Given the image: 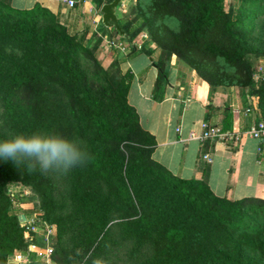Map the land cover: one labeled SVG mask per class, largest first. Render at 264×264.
I'll return each instance as SVG.
<instances>
[{
  "label": "trees",
  "instance_id": "trees-1",
  "mask_svg": "<svg viewBox=\"0 0 264 264\" xmlns=\"http://www.w3.org/2000/svg\"><path fill=\"white\" fill-rule=\"evenodd\" d=\"M89 1L98 11L111 0ZM223 3L132 0L129 18L117 17L126 40L99 22L100 37L92 34L90 49L85 33H69L39 3L13 9L0 0V97L10 130L79 141L89 157L65 172L61 206L38 165L30 170L26 163L0 160V264L14 252L28 255L30 264H42L27 252L33 234L17 216L29 211L13 213L6 192L12 183L35 195V213L53 226V264L92 259L109 239L111 221L119 241L131 244L135 264H264V198L218 197L202 178H178L155 162L154 137L141 128L126 101L132 74L126 70L109 77L96 59L104 37L127 44L123 60L135 54L152 58L154 50L151 101L163 99L167 68L175 59L210 90L232 88L254 97V124L264 123V73L255 85L252 71V61L264 57V0H237L228 10ZM141 34L146 40L137 49ZM232 113L222 118V131H231ZM7 138L0 132V140ZM262 147L264 137L258 143ZM67 233L69 249L62 244ZM143 249L146 253L138 256Z\"/></svg>",
  "mask_w": 264,
  "mask_h": 264
},
{
  "label": "crops",
  "instance_id": "crops-1",
  "mask_svg": "<svg viewBox=\"0 0 264 264\" xmlns=\"http://www.w3.org/2000/svg\"><path fill=\"white\" fill-rule=\"evenodd\" d=\"M72 1L74 5L69 8L61 0H31L29 8L39 3L67 29L85 33V42L92 34L100 37L98 11L93 10L89 0ZM149 48L153 50L152 46ZM156 54L153 50L150 61L140 54L124 61V68L118 66L121 73L129 70L132 74L126 101L134 108L141 128L154 137L151 158L178 178H202L218 197L264 198V147L259 150V140L246 134L254 124L256 99L232 88L210 90L193 70L171 59L163 99L153 102L150 96L156 69L151 60ZM135 61H139V66L133 68ZM254 61L264 67V57ZM229 111H233L230 130L241 135L239 141L197 142L188 138L190 132L197 135L204 123L221 128L222 118Z\"/></svg>",
  "mask_w": 264,
  "mask_h": 264
},
{
  "label": "rangeland",
  "instance_id": "rangeland-1",
  "mask_svg": "<svg viewBox=\"0 0 264 264\" xmlns=\"http://www.w3.org/2000/svg\"><path fill=\"white\" fill-rule=\"evenodd\" d=\"M8 3V6L13 9H21V8H29L31 0H2ZM130 1L132 0H122L120 5L116 9V16L121 19L122 22L127 20L131 13ZM237 0H224L223 6L225 10H228L230 7L236 5ZM99 27V26H98ZM98 29V28H97ZM69 33H74L72 30L68 29ZM78 32L76 34H79ZM103 39V38H102ZM105 40V41H103ZM102 40L100 45V49L96 51V59L98 63L103 67L109 77L117 78L119 75V65H117V61H120V65L124 63V61H131L133 57L135 58L137 55L135 54L127 59H122V55L127 51V44L121 42L118 37L110 43L106 40V37ZM93 37L86 41L84 44L91 49ZM135 42L141 46V42L139 41V36L135 39ZM111 45V46H110ZM151 46V45H150ZM111 47V49H109ZM121 48V49H120ZM143 59V58H142ZM255 61H252V71H253V81L254 84L257 85L260 82V77L264 73V67L259 65H255ZM133 68L139 66V61H135L132 63ZM121 68H124V65H121ZM102 102L105 106L108 105L106 98H102ZM3 110L1 107V97H0V132H3L8 138L15 135L10 130L9 121L3 117ZM46 176H48L52 182L53 187V195L55 198V203L58 206L64 205V199L67 191V181L65 172L50 170L48 172H43ZM6 192L11 198L12 201V211L13 213H20L21 211H29L30 215H35V210L38 206V201L35 195L26 187L21 186L19 183H12L7 185ZM28 214V215H29ZM107 227L109 228V239L104 241L105 245L100 249L98 253H96L92 259H88L86 261L85 257L82 259L83 264H94L95 261L100 260L102 264H135L136 258H132L129 253L130 243L129 242H120L117 234V228L115 221H111ZM44 229L42 226L38 225L36 228L32 244L35 246L37 252L52 250L55 247V236L52 233L46 241L44 240ZM69 233H67L63 240L62 244L66 248H70L71 245L68 241ZM146 250H141L137 255H144ZM50 264H53L50 258ZM80 264V263H79Z\"/></svg>",
  "mask_w": 264,
  "mask_h": 264
},
{
  "label": "clouds",
  "instance_id": "clouds-1",
  "mask_svg": "<svg viewBox=\"0 0 264 264\" xmlns=\"http://www.w3.org/2000/svg\"><path fill=\"white\" fill-rule=\"evenodd\" d=\"M89 159L79 141L69 140L54 133H17L0 140V160L11 161L15 166L26 163L30 170L38 165L42 172H67L82 166ZM94 264H102L97 260Z\"/></svg>",
  "mask_w": 264,
  "mask_h": 264
},
{
  "label": "built area",
  "instance_id": "built-area-1",
  "mask_svg": "<svg viewBox=\"0 0 264 264\" xmlns=\"http://www.w3.org/2000/svg\"><path fill=\"white\" fill-rule=\"evenodd\" d=\"M63 4H66L67 7L71 8L74 5V2L72 0H61ZM146 40L145 34L139 35V41L142 43ZM136 48L139 49L140 45L136 43ZM121 49V48H120ZM246 134L251 138L255 140H260L264 137V123L258 122L256 124L251 125V127L246 131ZM188 138L190 140H194L197 142H203L206 140L210 141H223V142H237L241 138V135L239 133H236L234 131H222L217 126H211L207 123H204L201 125L200 132L196 135L193 132H190L188 134ZM205 158V156H204ZM25 221L20 224L21 227H23L24 230L27 232H30L34 234L36 228L38 225L42 226L45 233H44V240L48 239V237L54 233V228L51 224H48L42 220H40L35 215H26L24 216ZM27 252L32 253L34 256V260L38 261L42 264H50V255L51 250L41 251L37 252L35 249V246L30 243L27 247ZM30 258L28 255L22 253V252H14L7 258L6 264H30Z\"/></svg>",
  "mask_w": 264,
  "mask_h": 264
},
{
  "label": "water",
  "instance_id": "water-1",
  "mask_svg": "<svg viewBox=\"0 0 264 264\" xmlns=\"http://www.w3.org/2000/svg\"><path fill=\"white\" fill-rule=\"evenodd\" d=\"M120 1L121 0H111L109 3L102 4L98 9V13L100 24L107 32L110 27H113L117 31L118 36L126 40V36L120 30L117 23L116 9L119 6ZM148 60L150 61V58H148ZM151 66L154 67L152 63ZM17 221L19 224L23 223L25 221L24 215L19 214L17 216Z\"/></svg>",
  "mask_w": 264,
  "mask_h": 264
}]
</instances>
